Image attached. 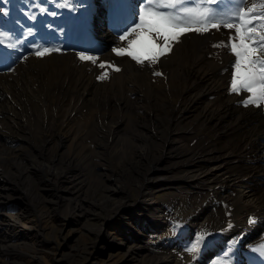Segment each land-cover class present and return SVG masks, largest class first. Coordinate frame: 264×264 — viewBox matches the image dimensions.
<instances>
[{
    "label": "bare ground",
    "instance_id": "1",
    "mask_svg": "<svg viewBox=\"0 0 264 264\" xmlns=\"http://www.w3.org/2000/svg\"><path fill=\"white\" fill-rule=\"evenodd\" d=\"M41 2L49 13L56 12L57 15L53 17L50 14L37 13L32 0H0V32H6L14 42L18 41L15 49H8L0 44V96L6 94L9 99L8 92L19 95L23 93L29 98L24 102L18 101L20 112L25 109L28 112L34 110L39 113V121L43 122L47 109H50L51 115L60 120L61 129H74V137L82 138L94 133L92 130L82 131V125L100 121L90 116L95 107L90 106L89 100L85 99L90 93L98 92L100 85L97 77L105 71L115 72L109 65L119 69L122 66V73L112 75L108 84L98 81L103 82L102 86L109 87L105 94L106 99L112 97L119 104L128 102L117 110L124 115L129 113L128 107L144 108V112L152 110L153 99L159 95L158 84L164 82L162 94L167 95L163 99H157L156 116L151 118L150 127L143 129L145 145L140 150L128 148L127 154L125 153L126 168L124 166L123 170L129 182L139 183L138 191L142 193L147 183L155 178L160 180L161 185L168 180L184 181L193 189L199 188L208 197L227 200L234 206L233 212L237 213L238 218L233 219L232 223L238 229L239 222H244L246 216L261 214L264 210V182L246 186L244 180L251 179L258 172V167L254 166L257 150L264 153V110L262 107H238L236 102L247 98L248 94L243 91L240 96L234 95L229 90L232 76L224 74L225 67L234 62L236 57L230 47H213L220 42L227 45L232 30L220 28L204 33L185 32L177 41L171 43L168 57L163 55L151 64L148 60L137 64L124 55L116 56L112 51L113 48L126 49L128 40L133 36L129 34L125 40L119 39L121 32L115 29L119 25L120 17L113 16L109 0H74L72 9L58 7L54 0ZM137 2L138 0H124L121 17L126 16L129 21L132 20L133 13H138L141 7L135 5ZM253 2L254 0H246L249 4ZM1 5L8 8L6 12ZM29 14H35L36 20H29ZM28 27H33L31 35L27 33ZM64 39L68 40L66 44L62 42ZM33 43L47 44L62 51L38 57L34 54ZM81 52L93 56L95 63L80 60L78 54ZM101 63L105 68L100 67ZM8 68L12 71H8ZM157 70L163 73V78L158 83L150 81L158 78L154 76V72H159ZM15 109L12 105H0V116L3 117V120L0 119L1 134L9 133L14 136L9 131L13 130L18 135L21 129H27L25 118L20 117ZM58 111H65L62 118L56 115ZM98 112L104 114L101 109H95L94 114ZM2 126H9L10 129L5 130ZM109 130L117 134L115 125H111ZM43 133L28 131L26 136L34 137ZM5 138L13 137L0 138V158L2 155L6 156L3 159L4 164H0V176L16 184L22 182L29 185L26 187L28 188L33 183L31 174H18L14 168L8 166L10 157H16L14 162L19 169L25 165L17 161L18 156L12 150L3 148L2 141ZM232 140L237 141L234 147L229 146ZM46 141L45 138H40L35 143L42 146ZM56 143L60 147V143ZM27 144L30 145L31 142ZM23 146L24 144L20 145L16 150L19 155L23 153ZM152 148L160 149V155H153L150 151ZM131 154L134 155L129 157ZM169 157L177 160L176 165L181 172L177 179L170 175L171 167L174 166L164 163ZM247 166L250 167L249 172H254L237 181L238 170L248 171ZM67 170L70 171L67 190L77 193L72 202L80 205L85 199L80 193L82 186L77 181L81 170L72 168L70 164ZM72 170L75 171L71 172ZM101 186V182L96 185V196L103 188L106 191L110 189L108 185L103 188ZM234 188L237 191L230 198L226 190ZM98 194L103 196L102 193ZM146 194L148 192L144 195ZM147 200L145 198L144 201ZM213 200H205L208 207L202 206L195 217H199L200 213L207 214ZM107 201L109 202L103 201L104 205L108 204ZM148 205L151 211L150 224L144 227L157 226L163 220L162 212L152 199ZM115 206L119 210L123 207V202L117 201ZM215 210L211 214L219 217L221 208ZM261 221H264V216H261ZM195 225L196 223H192L193 227ZM263 225L255 224V230L248 242L256 245L264 243V236L260 234L264 230ZM247 250L245 248L228 253V264H261L264 261V256L257 253L250 256L251 252ZM205 259L202 257L201 261ZM153 261L152 264L166 263L164 258Z\"/></svg>",
    "mask_w": 264,
    "mask_h": 264
},
{
    "label": "rangeland",
    "instance_id": "2",
    "mask_svg": "<svg viewBox=\"0 0 264 264\" xmlns=\"http://www.w3.org/2000/svg\"><path fill=\"white\" fill-rule=\"evenodd\" d=\"M143 3L144 0H138L135 5L142 7ZM1 6L6 12L8 8ZM67 41L62 40L65 44ZM170 51L165 56L168 57ZM234 62L225 67L224 74L232 76ZM122 69L120 66L119 71H106L105 78L98 80L108 84L111 76L122 73ZM157 71L161 75H154L158 78L150 81L158 83L163 78V73ZM98 80V92L90 93L85 100H89L90 106L95 107L90 116L100 121L82 125V131H94L90 136L82 138L74 137V129H61L60 120L51 115L50 109H47L43 122L39 121V113L34 110L28 112L25 109L20 112L18 101L24 102L29 98L23 93L19 95L8 92L9 99L6 94L0 96V105L15 106L14 111L25 118L27 126L18 135L13 130L9 132L14 136L0 133V138L13 137L2 141L3 148L12 150L18 156L17 161L25 165L19 169L14 162L16 157H10L8 166L14 168L18 174H31L33 179L30 187L26 188L29 185L22 182L18 184L17 181L16 184L0 176V264H152L158 258L166 259L165 264H228V253L245 248L251 252L250 256H255L252 249L258 245L248 242V238L254 232L255 224H264L261 221L264 210L261 214L246 216L244 222H239L238 229L232 223L238 215L233 212L234 206L227 200L208 197L199 188L193 189L184 181L168 180L161 185L156 178L147 183L141 193L138 191L139 183L132 184L127 179L123 170L126 163L125 153L127 154L128 148L140 150L145 145L143 129L149 128L151 118L156 116L157 99H163L167 95L162 94L165 83L158 84L159 95L153 99L152 110L144 112V108L128 107L129 113L124 115L117 110L128 102L119 104L112 97L106 99L105 94L109 87L102 86L103 82ZM240 93L237 95L240 96ZM91 98L97 101L94 102ZM242 99L246 98L240 100L243 101ZM240 100L236 102L238 107L243 106ZM262 108L264 110V106ZM95 109L104 110V114H94ZM64 113L65 111H58L56 115L62 118ZM0 119L3 120V117L0 116ZM111 125L116 126L117 134L109 132ZM22 126L25 127L23 123ZM2 128L10 129L9 126ZM28 131L44 133L27 137ZM153 133L156 135L155 131ZM40 138L47 140L42 146L35 143ZM28 142L31 144L28 145ZM56 142L60 143V147L56 146ZM245 142L248 143L246 140ZM236 143V140H232L229 146L234 147ZM22 144L23 153L19 155L16 150ZM150 151L153 155H160L161 152L157 148ZM132 155L134 154L129 157ZM5 157L2 155L0 158L1 165L4 164ZM175 160L169 157L164 163L174 166L171 167L170 175L177 179L181 172ZM263 161V151L257 150L254 166L258 167V172L251 179L244 180L246 186L264 182ZM69 164L72 168L81 170L77 181L82 186L80 193L85 199L80 205L73 203V196L77 193L67 190ZM249 168H246L248 171L238 170L237 181L254 172H249ZM73 171L75 170L71 172ZM99 182L103 185L102 188L108 185L110 189L106 191L103 188L96 196L94 192ZM236 191L237 188L226 190L230 198ZM145 192L148 194L144 195ZM98 193L103 196L100 197ZM145 198L148 200L144 201ZM151 199L157 203L163 217L162 222L157 226L152 225V228L144 227L150 224L151 211L148 203ZM209 199L214 200L207 214L200 213L199 217H195L202 206L208 207L205 200ZM104 200H109L107 205H104ZM117 201L123 202V207L119 210L114 208ZM216 208H221L219 217L211 214ZM192 223H196L194 231H191ZM260 234L264 236V230ZM194 246L196 250L189 251ZM202 257L206 259L201 261Z\"/></svg>",
    "mask_w": 264,
    "mask_h": 264
},
{
    "label": "snow or ice",
    "instance_id": "3",
    "mask_svg": "<svg viewBox=\"0 0 264 264\" xmlns=\"http://www.w3.org/2000/svg\"><path fill=\"white\" fill-rule=\"evenodd\" d=\"M36 12L43 15L50 14L55 17L56 12H48L41 0H32ZM61 8L72 9L74 0H54ZM114 17H120L116 31L121 32L120 40H125L129 34L133 38L128 40V47L113 48L116 55H127L137 64L145 60L155 63L161 56L170 51L171 43L178 40L179 36L188 31L204 33L210 29L220 28L232 30L227 45L224 42L214 44L213 47H230L236 59L233 64L230 91L239 94L244 91L247 98L241 101L244 107L264 106V0H144V5L138 13H133V19L121 17L124 0H109ZM138 17V19H137ZM29 20H36L35 14H29ZM130 25V26H129ZM27 33H33V27L27 28ZM159 41V42H158ZM0 44L8 49L17 48L18 41L14 42L6 32H0ZM34 54L41 57L53 52H61L57 47L47 44L33 43ZM82 61L95 63V58L84 52L78 54ZM101 68H105L103 63ZM115 71V68L109 65ZM8 71H12L8 68ZM105 71L97 79H104ZM154 75H161L154 72ZM250 223L252 222L250 218ZM195 246L189 251H195ZM252 252L264 256V243L252 249ZM264 264V261L261 262Z\"/></svg>",
    "mask_w": 264,
    "mask_h": 264
}]
</instances>
